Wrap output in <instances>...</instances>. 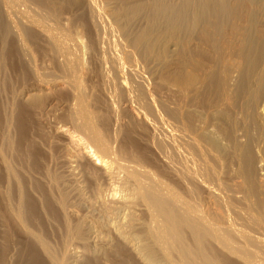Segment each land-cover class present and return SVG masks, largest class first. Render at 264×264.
Listing matches in <instances>:
<instances>
[{
	"label": "bare ground",
	"instance_id": "6f19581e",
	"mask_svg": "<svg viewBox=\"0 0 264 264\" xmlns=\"http://www.w3.org/2000/svg\"><path fill=\"white\" fill-rule=\"evenodd\" d=\"M32 1L38 3L39 0H32ZM103 1L104 0H102L101 2H103ZM109 1H110L109 4H111V5L113 4L112 6L116 5V7H114L115 9L110 5L113 9V17H112L113 21H114V23H116V27L118 28V30H120L124 33H130L132 26L129 29V31H128V28L130 27V25L134 21L137 22L138 18L141 17L139 19V20H141L142 18H144L143 17L144 14L147 16V21L149 23L146 25H149V26H147L146 28H143V29L141 28V30H139L137 33H134L136 35L134 38L131 37L132 41H130V46H132V47H138V48L144 47L146 45V42L148 41L149 37L151 36V33H153L152 28H153V26H155L154 22L156 23L161 18L166 23L167 28H165V29H166V32H168V33H172V32L177 33L179 28H180L179 31L180 30L182 31L183 28H184L183 30H186L185 29L186 25H187V27H186L187 30L190 26H191V28H192V26H195L196 30H197V34H196L197 36L195 35V39H196V43L194 45L195 49L202 51V50H207L210 47L216 46L215 49H219L220 47L224 46V47L232 50L235 53H241V55H242L241 57H234V58H241L244 60V62H247L249 60V57L252 53V50L254 49V51H255V47L258 45V43L263 42V40H264V28L260 27L263 23L261 24L260 21L262 19L261 20L259 19V15H260V12L262 10V1L263 0H179V5H178L179 7L176 6L177 4L175 5L173 3L174 1L172 2V4L166 3L165 1L163 2L162 0H152V1L151 0H145L146 2L144 0H141L142 2L141 1L138 2L137 0H133V1H131V0H109ZM168 1L169 0H167V2ZM83 2L87 8L92 9V7H93V1L92 0H83ZM130 3H132V4H130ZM263 3H264V1H263ZM104 4H106V3H104ZM11 6H12V4H11ZM85 6H84V9H85ZM1 8H2V6H1ZM105 9H106V7H105ZM105 9H103V11L100 12L102 14V16L106 15ZM23 10L25 11V9H23ZM23 10L21 9V11H23ZM28 10H29V8H28ZM87 11H85V13ZM18 12H20V11H18ZM88 13H90V12L88 11ZM106 13H107V11H106ZM26 14H27V12H26ZM9 15H10V13H9ZM9 15H7V16H9ZM12 15L14 16V14H12ZM83 15H84V13H83ZM83 15H82V17H80L81 16L80 15L79 16L80 18H78V20L82 19V21H83V18H86V20H87V17H85L86 15L85 16H83ZM88 17L92 21V19H93V18H91L92 16L91 17L88 16ZM261 18H262V16H261ZM11 19H13V17ZM134 19H136V20H134ZM14 20H16V19H14ZM263 20H264V18H263ZM28 21L30 22V23L29 22L28 23L31 26H27V27H23V28L20 27V28H22L21 32L19 30H18L19 32L16 31V28H18V26L16 24H14V25H16L17 27H14V30H13L12 25L10 26L11 27L10 28L8 23L7 24L6 23H0L1 24L0 25V37L2 39L8 38L10 30L11 31L13 30L12 31L13 33L16 31V33H19L20 36L22 35L23 39L21 37H19L20 40L22 39V40H24V42L28 41V42L33 43V44L34 43L39 44L40 37L45 36L44 37V38H46V39H44V42L46 40V43H45L46 46L45 47L48 48L49 52H52V55H54V54L56 55L57 53H59V54H62V56H64V54L69 51L68 47L72 44H70L68 47H66L65 46L66 44L62 45L60 43L61 42L60 40H62V38H59V37H60V35H62L61 37H63V34H60V35H59V33L56 34V31L54 29H52L50 26L43 25V22H41L37 18H34V17L32 18V16H30ZM87 21L91 22L89 20H87ZM144 21H146V20H144ZM7 22H9V20ZM79 22H81V21H79ZM23 23L21 26H23ZM141 23L138 22L137 24L142 25L143 23L142 24ZM150 23H151V26H150ZM259 24H261V25H259ZM26 25L27 24H25V26ZM161 25H163V24H161ZM158 26H160V25H158ZM182 26H183V28H182ZM162 27L163 26H161V28ZM124 28H126L127 31H124L123 30ZM160 29H156V31L160 30ZM163 29L164 28H162V30ZM194 29H192V30H194ZM132 31H134V29ZM135 31H136V29H135ZM188 33H186V34L188 35ZM14 34H13V36L16 37V35H14ZM16 39H18V38H16ZM63 41H65V40H62V43H64ZM86 41H87V43H85ZM86 41L84 43H85V47H86L85 50H87L86 55H88L87 56L88 62H86L87 65L85 62H83L84 63V65H83L80 62V60H82V59L79 57L78 58L80 60H77L78 59L77 57L72 56L71 58H73V60H75L74 58H76V61H73L69 58L70 56L67 57V59L69 58L67 60V59H65L66 58L65 56L61 57V55H60V57L63 58L62 62L66 61L65 64L64 63L61 64V65L64 64L63 66H64V70L66 72V73L64 72L66 78L65 77L62 78V80L65 79V82L64 81H62V82H63V84L65 83L68 86V89H69L68 93L70 92L73 95V96H70V97H73V99H72L73 103L70 102V105L73 104L72 109H70L69 112H67L65 110L67 112V113L65 112L66 114H64L62 112V114H63L62 117H64V119L68 120V122L71 123V126H73V128L74 127L76 128V130H77L76 133L78 132L79 134H81L84 137V138H81L82 136L79 135L80 137L74 138L75 136L73 137L72 135H70L66 131L67 134H69L70 136H68V137L66 136L67 141L66 142L64 141L66 143V144L65 143L64 144L67 145L68 147H70L69 150L70 149L72 150V148L76 147V145L78 148L79 144H84V145L86 144L85 146L81 147L80 149L78 148V151L75 152V155L72 154V155H74V159H73V157H71V158L74 160V162H76L78 164L80 169L83 171L84 177L86 176L85 178L88 179L87 181H90L89 183H92L91 184V186L93 188L92 194L94 196L93 202L96 203V205H94V206H95V208L97 206L96 211L97 210L98 211L95 212L96 216H94V218H92V215L90 214L91 218H90V220L89 219H87V220H89V222H91V219H94V220H92L94 225L92 226V224L90 225V224L86 223L87 220H85V221L84 220H78V219H76L75 216H74L75 217V221H74V219L72 217L67 215L66 212L68 211V209L66 211H65V209L67 208V205H69L68 199L70 197L69 195L72 192L68 190V187H67L68 185L66 184L67 185L66 186L64 184L66 181L63 183L61 174H56V173H54V171L52 173V172L47 171V169H46V172L43 170L44 176H45V177L43 176L44 177L43 179H45V178L47 179V180L45 179L47 182L44 180L45 181L44 183L48 184L47 186L49 187V190L51 193H49L50 194L49 195L48 193H46L44 191L47 194V196H45L46 194L43 192L44 198L43 197H41V198L43 200L44 205H46V207L48 208V210H46V211H49V212H47V214H50L51 221H54V218L56 220H58L57 219L58 217L57 218L54 217V216H56V213H60L59 216L61 215L60 216L61 220H58V222L59 221L61 222V228H62V230H61L62 236H59V240L61 237L62 238H61V241L58 240L60 242V245L57 242V244L55 246L49 240V238H48L49 236L45 232L42 233L41 230L39 231L37 229L38 226L41 227L45 223L44 221H43L44 222L43 223L40 220L43 218V217L42 218H40V217L43 215L44 211H43L42 215H38V211H36V209H38V208H36V207H38V205L37 204L35 205L34 204L35 202L34 203L31 202L32 201V200H30L31 197H29L30 196L29 193L33 189L29 188V189H31V191L30 192L27 191L29 193H26V190L24 187V185H27L30 182L29 183L26 182V184H25V182L22 181L23 180V179H21L22 177L19 176V174H20L18 172L19 170H17L19 168H16V166H15L18 163L14 164V159H12L11 155L8 156L5 153L6 152L5 149H12L13 147H15L13 142L9 139L10 138V136H9L8 139L4 140V147L0 148V165H2V168H3V169L1 168L0 171L4 170L3 172H5V173H3V174L6 175V178L7 177L11 178V182L13 183L12 184L13 187H15V186L17 187V190L15 188L16 194L14 192L15 196L17 197V199H16L17 201H15L16 203L14 204V206L10 207L9 205H11V204H9V203H11V202L8 203V201L10 200V198L12 196L11 195V193H12L11 189L7 190L3 193L1 192L2 189L0 190V199L4 198L3 199L4 203L6 202V205H7L6 208L3 207V208H5V210L2 208L3 211H1V208H0V222L3 224V226H2L3 228L1 227L2 229H0V264H6L5 261H6V259H8L6 254H8L7 251L9 249V247H11V245L13 246V244L15 245L16 243H20V242H22V243L19 244V249H18L19 254H17V256L14 254L15 255L14 257H18V258L20 257L21 259H23L25 261V264H72L73 262H74L73 264H103V262H104L103 260H105V258L110 261V263L108 262L109 264H264V228L262 227L264 225V206L262 207V211L260 212L259 215L252 213L251 209H250L251 207L247 204L246 196H244L243 194H242V196H237L235 193H233V191L238 193L239 191L237 189H241L242 187H245V188L248 187L254 193H256V191L258 189V190H261L262 193L264 194V180L261 179L260 184L257 185L253 179L254 168H253L252 154H250V152L248 150L245 152L244 158H243L244 163L240 162L239 159H237L238 166L234 172V175H235V177L238 176V178H240V180L238 179L239 180L238 181L237 179H233L234 181L230 182V183L227 181L225 182L223 179H220V177H218L216 175V173H214L215 170L213 171L214 168H212L214 166L211 167V164L209 165L208 161L206 159V156L210 155L209 154L210 152L206 155L204 153L205 149L204 150L202 149L203 150L202 151L200 149L201 145H199V143L196 141V139H194L191 136L188 137V140L186 141V143L195 151V153L199 154L198 157L199 158L201 157V161H198V163H196V162L190 160L189 162H191V163L189 164V162L186 160H184V161L179 160L180 162L178 163V165H175L174 163H172L171 158L174 156H172L171 158H170V156H168V154H170V151H168L169 153L167 152L166 153L167 155H165L166 151L165 152L163 151L164 150L163 147L165 148L166 146H168L169 148H165V150L166 149L170 150V148H171V150H173L175 152L178 150L179 146L174 144L173 139H170L172 137L174 138V135H172L173 133H170V136H164V137H166L165 139H163L164 137L163 138L162 137L161 138H155L156 134H158V133L156 131L155 132L156 134L154 136V131H155L154 128L156 129L158 127H154L155 125L152 124V122H150V120L146 117V111L151 112V110H153V99L149 95V92L147 90H145L143 87H141L140 84H142V82H139V81L137 82V83H140V84H137L138 89L140 91V95L144 98V103L142 105L138 106V108H140V110L138 108H136L137 107V106H135L136 104L132 105L131 101H134V99H132V97L129 96V94H128L129 88L127 86L126 87L128 89L126 87L122 86L117 91V94H119V93L122 94V99H123V96L127 95L126 98L124 97L125 101L123 100V104L125 103V109H123L124 114H121L122 116L124 115L125 118L127 119L126 122H125V120H123L124 122H122V123L120 121H118V118L121 115L116 113L115 110L114 111L112 110V108H111L112 102H110L108 100L110 98H106L110 103V104L107 103L108 102L107 101L106 105H105V100H104L105 97L99 99V96H97L98 94L96 93V91L98 90L97 83L100 86L103 83V81L105 83V81L107 82L108 80H110V79L106 78V76L103 72H101V71H103L102 68L104 66V62H107V60L105 61V59H108V58L104 59V57L102 56V54L104 53L103 52L101 54L102 45L96 36H93L91 33H89L87 35ZM23 43H21V44H23ZM24 44H26V43H24ZM67 44H69V42H67ZM17 46H19V45L17 44ZM22 47H23V45H22ZM33 47H35V46H33ZM85 47L83 46V48H85ZM13 48H14V46H13ZM18 49H20V48H18ZM24 49L25 48H23V51H24ZM74 49H76V48H74ZM79 49H81V48H79ZM16 51H18V50H16ZM73 52L74 51L70 52L69 55L70 54H72V55L76 54ZM82 52H83L82 54L85 55V53H84L85 51L83 50ZM13 53H14V51H13ZM47 53H48V51H47ZM11 54H12V52H11ZM40 54H41V52H40ZM43 54H42V57H43ZM59 54H57V55H59ZM50 55H51V53H50ZM66 55L68 56V54H66ZM78 55H80V54H78ZM12 57H13V55H12ZM24 57H25V55H24ZM45 57H47V56H45ZM57 57H59V56H57ZM85 57L86 56H84V58ZM2 58H4V56ZM53 58L54 57H52V59H50V60L51 61L54 60ZM114 58H116V57H113L112 59H114ZM22 59H24V58H22ZM118 59H119V57H118ZM11 60L13 61L14 59H11ZM45 60H47V59H45ZM48 60H49V58H48ZM55 61H54V64H56ZM3 62H6V61H3ZM117 62L115 59L112 60V64L114 66V67L113 66L112 67L115 69L114 71H117V73L118 72L120 73V71L123 72L124 68H122V70H121L120 64ZM42 64H43V62H42ZM105 66H107V64H105ZM5 67H7V66H5ZM14 67H16V66H14ZM1 68H2V66H1ZM28 69H30V68H28ZM14 70H17V69H14ZM105 70H107V67ZM53 71H54V69H53ZM105 72H107V71H105ZM46 74H50V72H48ZM46 74H44V77ZM59 74H62V73H59ZM187 77H188L187 84L193 85L195 80H196L195 77L192 76V74H190V73H188ZM37 78L39 80V77H37ZM92 78H96L98 80L96 82H93L92 85L88 83L89 87L91 86L90 91H89V89L85 88L86 82L90 81ZM99 79L102 80L101 81L102 83L99 81ZM106 79H108V80H106ZM92 80H91V82H92ZM256 80H257V82L264 81V65L262 66L261 75ZM56 81H58V79H56ZM60 81H58V82L60 83ZM98 81L101 84H99ZM43 82H41V83H43ZM46 82H48V81H46ZM109 82H111V81H109ZM66 85L64 86V88L66 87V89H65L66 92L63 91L64 93H67V86ZM53 86L54 85H52V88H53ZM55 86H56V84H55ZM47 87H49V85H46L45 89ZM100 87H99V89L101 90ZM103 87H104V85H103ZM108 87H110V86H108ZM37 88H39V87H37ZM43 88H44V86H43ZM57 89H59V88H57ZM48 90H50V89L48 88ZM54 90L56 91V89H54ZM45 91L42 93H46ZM70 93L68 94V96L70 95ZM34 94L39 95L40 93H34ZM123 94H125V95H123ZM58 95L60 96V94H58ZM31 96L32 97L29 98L31 106H33V107H38V105L41 106L42 97L39 98L40 95L36 97V95L33 96L32 94H31ZM52 96H53V94L50 96V98ZM59 96H57V97H59ZM102 96H100V97H102ZM25 98H26V96H25ZM62 98H63V96H62ZM101 99H103L104 102L100 101ZM72 100H70V101H72ZM27 101H29V100H27ZM66 102H68V101H66ZM50 104L52 105V102ZM70 105H68V107ZM52 106H49L47 103L46 108L52 107ZM54 106H56V105H54ZM66 106H67V104H66ZM60 107L62 108V106H60ZM60 107H59V109H61ZM105 107H107V109H105ZM43 108H45V107H43ZM48 110H49V108H48ZM117 111H119V110L117 109ZM40 112L41 111H39L38 113H40ZM44 112H45V110H44ZM58 112H60V111L58 110ZM120 112L121 111H119V113ZM171 112H172L173 116H175V117H180L183 115L184 118L187 119L188 128H195L198 131L197 134L200 137V139H202L205 142V144L211 148V150L216 151L217 155L216 154L214 155V153H215L214 152L212 155V158H211V159H213V161L215 163H217L216 165L220 164V160L222 159V157H226L228 155H232V157H235V155H234L235 154V148L234 147H232L231 145H228L227 143L223 144V142H221V140L223 138L221 139V137L219 136L221 139L220 140L217 136H215L211 133L212 131L211 132H208V130L206 131L207 128L204 130V129H201L199 127V122L202 120V116L200 114L196 113V111H171ZM23 113H26V111H23ZM43 113L41 115H43ZM212 113H210V114L212 115ZM214 114H215V116H213ZM214 114L212 115V117H214L213 120L216 121L215 124L217 125V129L219 130L217 132H220V134L222 133L223 135H225V131L227 130V126L231 125L229 123V119L227 117L226 112L221 109L220 111L216 110V113H214ZM118 115H120V116L118 117ZM123 117H121V118L123 119ZM258 117L260 119H263V117H264V109L263 108H261L258 111ZM58 122H59V120H58ZM164 128H166V127H164ZM66 130H68V129L66 128ZM73 130L75 131V129H73ZM70 131H71V129H70ZM53 132H54V130H53ZM213 132H215V131L213 130ZM55 133H56V135L57 134L64 135L65 130L63 128H56ZM77 134H76V136H77ZM20 135H22V134H20ZM163 135H164V133H163ZM216 135H218V134L216 133ZM159 136H161V134ZM159 136H156V137H159ZM187 136H186V138H187ZM24 137H25V139H27L26 136L23 135L21 141L22 140L26 141L25 139H23ZM80 140L81 141L83 140V143ZM84 140H85V142H84ZM29 141H31V140H28L27 142L29 143ZM39 142H40V140H39ZM50 143H51V141H50ZM42 144H45V143H42ZM48 144H46V145H48ZM43 146H45V145H43ZM62 146H64V145H62ZM154 147L160 149V151L163 149L162 151H163L164 155H160V154H162V151L161 152L155 151L156 148L154 149ZM46 149H48V148H46ZM34 150L33 151L28 150L27 151V153L29 154L27 156H29V158L34 155L33 152L37 153V151H34ZM37 150H38V148H37ZM208 150H209V148H208ZM73 151H75L74 148H73ZM14 152H15V150H14ZM12 153H13V151H12ZM63 153L66 154L65 152H63ZM63 153H61V154H63ZM148 153L149 154L154 153L155 155H148ZM177 153H178V151H177ZM70 154H71V152H70ZM91 155L93 157H95L94 161H91V159H92ZM180 155H178V157ZM17 156H18V154H17ZM70 156L71 155H69V157ZM67 158H65V159H67ZM196 160H198V159H196ZM16 161L18 162V160H16ZM141 161H144L143 162L144 164L155 168V170L157 171V174L150 172L149 170H147L146 167L142 166V164L137 163V162H141ZM176 161L177 160H175V162ZM74 162L70 161V164L71 163L74 164ZM20 163L21 162H19V164ZM30 163H31V161H30ZM38 163H39V161H38ZM53 163L55 164V162H53ZM70 164H69V166H70ZM57 165L58 164H56V166ZM67 166H68V163H67ZM239 166L241 167L240 169H239ZM58 169H60V167H58ZM73 169H75L74 166H73ZM260 169H261V167H260ZM40 170H42V169H40ZM69 170H67V171H69ZM50 171H51V169H50ZM75 171H76V169H75ZM59 172L61 173V170ZM69 174H70V172H69ZM119 174H120V177H122V178H123V176L126 177V178H124V179H127L126 182L129 180L132 182V186L127 185V186H129V188L131 187L130 189H132V191L130 189H128V187L126 188V185L123 184L125 181H123V183L119 182L122 180L119 177ZM116 175H118V176H116ZM202 175H206L207 178H211L212 180L214 179L213 181H215V182L213 183V186H211L212 183L208 182L209 179L206 180ZM115 176L118 177L119 180L117 178L115 179ZM65 177H67V176H65ZM161 177H162V179H163V177H167V179H169V182H166L167 180L166 181L161 180ZM23 178H24V176H23ZM27 178H30V177H27ZM112 178L117 180L119 182V185L123 184V187L125 185L124 189L126 188L127 190L131 191V193H129L131 196L130 197L126 196L124 198L122 197L121 199L119 198V200H117V199L114 200L115 196L112 198V194H111V197L109 196V198L102 196L101 192H103V191H100L101 190L100 189L101 183H103V182L107 183V181L110 183V182L114 181V179L111 180ZM76 179H78V178L76 177ZM34 180H36V179H32L33 182H34ZM42 180L40 182H43ZM99 180L103 181L100 183V185L98 184ZM2 181H4V179H2ZM36 181H38V180H36ZM36 181H35V183H36ZM69 181L72 182V180H69ZM85 181H83V182H85ZM87 181H86V183H87ZM130 181H129V183H130ZM0 182H1V180H0ZM9 182H10V179H9ZM248 183H249L250 187L248 186ZM79 184H80V182H79ZM103 186H104V184H103ZM10 187H11V185H10ZM36 187L37 188L34 190H38L39 185H36ZM41 187L42 186H40V188ZM48 187H45V188L47 189ZM0 188H2V187H0ZM45 188H43L42 191ZM71 188H72V186H71ZM106 188H107V186H106ZM225 189L232 191V194L231 195L230 194L229 195L224 194V196H223L222 192ZM12 190H14V188ZM76 190H75V192H77V191L79 192V190H81V189H79L77 191ZM111 190H113V189H111ZM10 191H11V193H10ZM42 191L41 192L38 191V192L43 194ZM81 191H80V194H82ZM118 191H119V189H118ZM122 191H124V190H122ZM38 192L36 191V193H38ZM104 193H106V191ZM127 194H128V192H127ZM51 195H53V198L51 197ZM118 197H119V194H118ZM2 199H1V201H2ZM50 199L54 200L53 202H55L54 203L55 205L52 204V208H53V206L54 207L57 206V208L60 210V212H58L59 210L58 211L52 210V208L50 206V203H52V202L49 201ZM72 200H74V199H72ZM261 200H264V198ZM261 200H260V204H262V202H263ZM86 201H87V199H86ZM237 203L238 204L240 203L242 205L241 206L238 205L239 207H237L235 205ZM2 204H3V201L1 202L0 205H2ZM70 206H72V205H70ZM88 206L90 207L91 205H88ZM138 206L141 207L140 211H142V213H143V216H142L143 219L140 217L141 216L140 211H138V212H140V214H138L140 219L134 213L135 211H133L134 208L138 207ZM0 207H2V206H0ZM55 208H54V210H55ZM119 208H123L125 210L128 209L129 212L127 210L128 214L126 215V218H125V214L122 213L124 215L125 219L122 220V222L120 221L121 223L119 222V224H116L117 223L116 222L115 224L113 223L114 224L113 225L112 222L109 223V221L112 219V218L110 219L111 216L110 217L106 216V213L108 212V214H109L110 209L111 210L113 209V212H114V209H119ZM42 210H44V209H42ZM71 210H72V208H71ZM72 212H73V210H72ZM70 214H73V213H70ZM37 215H38V217H37ZM87 215H89V214L87 213ZM111 215H112V213H111ZM114 215H112V216H114ZM123 215H121V216H123ZM71 216H73V215H71ZM121 216H119V217L121 218ZM50 217L48 216V219ZM52 217H54V218H52ZM78 217H79V215H78ZM107 217H109V218H107ZM102 219L104 222L102 221ZM237 220H238V222H237ZM9 221H11L12 224L14 223L13 224L14 227L12 225L10 226L11 223ZM49 222H50V220H49ZM33 225H36V227H33ZM135 225H137V226L135 227ZM243 227H245L247 229H245ZM47 228H48V226H47ZM53 230H54V228H53ZM47 231H48V229H47ZM52 231H50V233ZM55 231H56V229H55ZM17 232H20V235L24 236V239H21V237H18ZM47 233H49V232H47ZM54 235H55V233H54ZM73 240H76V242H74ZM72 242L75 243L76 246L78 244L81 245V248H79L77 246V248H79V250L81 249V251H79L77 249L79 251V253L75 249H74L75 251H72L71 249H69V245L73 244ZM73 248H74V246H73ZM15 249H17V248H15ZM18 258H13L12 262L14 260L16 261V259L18 261ZM14 263L15 262H13V264ZM22 264H23V262H22Z\"/></svg>",
	"mask_w": 264,
	"mask_h": 264
},
{
	"label": "rangeland",
	"instance_id": "374dc122",
	"mask_svg": "<svg viewBox=\"0 0 264 264\" xmlns=\"http://www.w3.org/2000/svg\"><path fill=\"white\" fill-rule=\"evenodd\" d=\"M92 1H93V7H92V9H89L84 5L83 0H39L38 3L33 2L32 0H13V1L12 0H0V21L3 19L0 23H6V24L8 23L9 27L12 25L13 30H14V27L18 26V28H16V31L21 32V29L23 27L31 26L29 24L30 22L28 21L30 16H32V18L33 17L37 18L38 20L43 22V25L50 26L52 29H54L56 31V34L57 33H59V35L63 34V37H61L62 35H60L59 38H62V40H65V41H63L64 43H62V40L59 39L61 41L60 43L62 45L66 44L65 45L66 47H68L70 44H72L68 47L70 52L74 51L73 53L80 54V55H78V54L77 55L76 54H74V55L70 54L69 55L70 52L68 51L65 54L63 53L64 56L66 57L65 59H67V57H69V56H70L69 58L71 60H73V58H71L72 56L77 57V58L79 57L82 60H80L79 58L77 60H80V62L83 65H84L83 62H85V63L88 62V60H87L88 55H86L87 50H85L86 49L85 43H87V41H86L87 35L89 33H91L93 36H96L102 45L101 54L104 52L102 54V56L104 57V59L108 58V59H105V61L107 60V62H104V66L102 68L103 71H101V72H103L105 74L106 78H108L110 80L106 79L108 81L107 82L105 81V83L103 81V83H102L101 82L102 80L99 79V81L102 84L98 81L99 84H101L100 85L101 87L97 83L99 91L98 90H97L98 92L96 91V93L98 94L97 96H99V99L105 97V99H104L105 105L107 103H109V101H110V102H112V106L111 105L110 106H111L113 111L115 110L116 113H118L120 115L124 114L123 109H125V103L123 104V100L126 98L127 95L123 96V99H122V94H120L119 92L118 93L120 95L117 94V91L120 87H122V86L126 87L127 86L129 88V91H128L129 96L132 97V99H134V101H135V102L131 101L132 105L136 104L135 106H137L136 108H138V106H140L144 103V98L140 95V91H139L138 85H137V84H140V83H137L138 81L142 82V84H140L141 87H143L145 90H147L149 92V95L153 99V110H151V112L146 111V117L150 120V122H152V124L155 125V126L153 125L154 127H158L156 129L153 127L155 130L154 136L156 134L155 133L156 131L158 133V134H156V136H159L160 134H161V136H159V137L155 136V138H161V137L163 138L164 136H170V133H173L172 135H174V138L172 137L170 139H173L174 144L179 146L178 150L176 149L179 154L177 153V151H175L176 152L175 153L173 150H171V148H170V150L169 149L165 150V148H169L168 146H166L165 148L163 147L164 150L162 149L164 152L166 151L165 155H167L166 153L168 151H170V154L171 153L173 154V155L168 154V156H170V158L172 156H174L171 158L172 163H174L175 165H178V163L180 161H184V160H186L188 162L190 160H192L196 163H198V161H201V157L200 158L198 157L199 154L195 153V151L186 143V141L188 140V137L191 136L194 139H196V141L199 143V145H201L200 146L201 150L205 149L204 153L206 155L210 152L209 153L210 155L206 156V159L208 161V164L209 165L211 164V167L214 166V167H212V168H214L213 171L215 170L214 173H216V175L218 177H220V179H223L225 182L227 181L230 183V182L234 181L233 179H237V180L239 179L240 180V178H238V176H236L237 177L236 178L234 175V172L238 166L237 159H239L240 162L244 163V160H243L244 154L248 150L250 152V154H252V157H253L252 158L253 168H254L253 179H254V182L257 185H259L261 179L264 180V117H263V119H260L258 117V111L261 108L264 109V81L257 82L256 79L261 75L262 66L264 65V40H263V42L258 43V45L255 47V51H254V49L252 50V53L249 57V60L247 62H244V60L241 58H234V57H241L242 56L241 53H235L232 50H230L224 46L220 47L219 49H215L216 46L210 47L209 49L202 50V51L195 49L194 48V45L196 43L195 35L197 34V30H196L195 26H192V28L190 26L188 28V30L186 28L187 25L185 26L186 30H183L184 28L182 26V28H183L182 31L181 30L179 31V29H180L179 28L177 33L176 32L168 33V32H166V29H165V28H167L166 23L161 18L156 23L154 22L155 26H153V28H152L153 33H151V36L149 37L148 41L146 42V45L144 47H140V48L132 47V46H130V41H132L131 37L132 38L135 37L136 34H134V33H137L139 30H141V28L143 29V28H146L147 26H149V25H146L149 23L147 21V16L144 14L143 17L145 19L142 18L141 20H139L141 17L140 18L137 17L138 18V19L136 18L138 20L137 22L134 21V20H136V19H134L133 20L134 22L128 28V31H129V29L132 26L130 33H124L122 31L118 30V28L116 27V23H114L113 18H112L113 17L112 7L114 8V7H116V5L112 6L113 4L112 5L109 4V2H110L109 0L103 1L106 4L101 2L102 0H92ZM131 1H133V0H131ZM137 1L140 2L141 0H137ZM162 1L163 2L165 1L166 3H169V4H172V2L174 1L173 3L175 5L177 4L176 6L179 5V0H169L168 2H167V0H162ZM263 1H262V10H261L260 15H259V19L260 20L262 19L260 21V23L261 24L263 23L262 25L261 24H259V25H261L260 27H262V28H264V20H263V18H264V3H263ZM11 4H12V6H11ZM130 4H132V3H130ZM1 6H2V8H1ZM84 6H85V9H84ZM104 6L106 7V9ZM28 8H29V10H28ZM102 8L105 9V14H106L105 16H102V14L100 13L103 11ZM21 9L22 10L25 9V11L24 10L21 11ZM87 10L90 13H88ZM18 11H20V12H18ZM85 11H87V12L85 13ZM106 11H107V13H106ZM8 12L10 13V15ZM26 12H27V14H26ZM11 13L14 14V16ZM83 13H84V15H83ZM7 15H9V16H7ZM82 15L83 16L86 15L85 17H87V20H89V21H91V19L88 16H90V17L92 16L91 18H93V19L91 22H88L86 20V18H83V21H82V19L78 20V18L82 17ZM261 16H262V18H261ZM12 17H13V19H11ZM14 19H16V20H14ZM8 20H9V22H7ZM144 20H146V21H144ZM79 21H81V22H79ZM138 22L141 23L142 25L137 24ZM22 23H23V26H21ZM14 24H16L17 26ZM25 24H27V25L25 26ZM161 24H163V25H161ZM158 25H160V26H158ZM150 26H151V23H150ZM161 26H163L162 28H164L165 30L164 29L162 30ZM20 27H22V28H20ZM133 29H134V31H132ZM135 29H136V31H135ZM156 29H160V30L156 31ZM192 29H194V30H192ZM123 30L127 31L126 28H124ZM12 31L10 30L11 34L9 33L8 38L2 39L0 37V39L2 40V41L0 40V52H1L0 53V59H1L0 60V148L4 147V140L8 139V137L10 136L9 139L13 142L15 147H13L14 149L13 148L12 149H5L6 150L5 153L8 156L11 155L12 159H14V164L18 163L15 166H16V168H19L17 170H19L18 171L20 173L19 176L22 177L21 178V179H23L22 181L25 182V184H26V182L27 183L30 182L29 184L24 185V187H25L26 193H29L31 191V189H33L29 193L30 194L29 197L32 198V199L30 198V200H32L31 202H33V203L35 202L34 204L38 205V207H36L39 209V210L36 209V211H38V215H42V213L44 211L43 215L40 217V218L43 217L42 218L43 220L42 219H40V220L42 222L44 221L45 223L44 222L43 223L45 225L43 224V226H41V227L38 226L37 229L39 231L41 230L42 233L45 232L49 236L48 237L49 240L56 246L57 242L60 245L59 241H61V238H62L61 237L59 240V236H62L61 222L60 221H59L60 223L58 222V220H61V217H60L61 215L59 216L60 213L55 212L56 216H54V217H56V218L58 217L57 218L58 220H56L54 217H52V218H54V221H51L50 214H47V212H49V211H46V210H48V208L46 207V205H44L41 197L44 198L45 192L48 194L51 192L49 190V187L47 186L48 184L44 183L47 180L46 178H45L46 180L43 179L45 177L44 171L46 172V169H47V171H49V172L53 173V171H54V173H56V174H61L63 183L66 181L64 184L65 185L67 184L68 186L67 185L66 186L68 187V190L72 192V193L70 192L71 194L69 195L70 197L68 199L69 205H67V208L65 209V211L68 209V211L66 212L68 216L72 217L74 219V221H75V217L78 220H84V221L87 219L90 220L91 215H92V218H94V216H96L95 212H97L98 210L96 211L97 206L95 208L94 205H96V203L93 202L94 196L92 194L93 193V191H92L93 188L91 186L92 183H89L90 181H87L88 179L85 178L86 176L84 177L83 171L80 169L78 164L76 162H74V160H73L75 152L78 151V148L80 149L81 147L85 146L86 144L85 145L79 144L78 148L76 145V147H73L75 151H73V148H72V150L71 149L69 150L70 147L65 145L66 144L65 142L67 141L66 136L68 137V136L72 135L73 137L75 136L74 138H78L82 135L79 134L78 132H77L78 133L77 134L76 128L75 127L73 128V126H71V123H69L68 120H66V119H64V117H62V115H63L62 112L64 114H66L67 112L70 111V109H72V105H73L72 104L73 103V100H72L73 97H70L73 95H72V93L69 92L70 95L68 96V94H69L68 93V91H69L68 86L65 83L63 84V82H62V81L65 82V79L62 80V78L65 77V73H66L64 70V66H63L66 61L62 62L63 58H61L64 56H62V54H59V53H57L59 55H57V54L52 55V52H49L48 48L45 47L46 46V44H45L46 40L44 42V39H46V38H44L45 36L40 37L39 44H36V43L33 44V43L28 42V41L24 42V40H22L23 39L22 35L20 36L19 33H16V31L14 32L15 33L14 34ZM185 32L186 33L189 32L188 35ZM12 33L14 35H16V37H14ZM19 37L22 38L21 39L22 41L20 40ZM16 38H18V39H16ZM23 42L26 44H24ZM67 42H69V44H67ZM21 43H23V44H21ZM17 44L20 47L17 46ZM22 45H23V47H22ZM13 46H14V48H13ZM33 46H35V47H33ZM83 46L85 48H83ZM18 48H20V49H18ZM23 48H25L24 51H23ZM74 48H76V49H74ZM79 48H81L82 50ZM2 50L3 51L5 50V51L3 52ZM16 50H18V51H16ZM83 50L85 51L84 52L85 55L82 54ZM13 51H14V53H13ZM47 51L49 54L47 53ZM11 52H12V54H11ZM40 52H41V54H40ZM50 53H51V55H50ZM23 54L25 55V57ZM42 54H43V57H42ZM66 54H68V56ZM12 55H13V57H12ZM15 55L16 56L18 55V56L16 57ZM60 55H61V57H60ZM3 56H4V58H2ZM45 56H47V57H45ZM57 56H59V57H57ZM84 56H86V57L84 58ZM52 57H54L53 58L54 60L51 61L50 59H52ZM113 57H116V58H114L116 60V62L118 60L120 61V62L118 61L117 63L120 64L121 70H122V68H124L123 72L120 71V73L119 72L117 73V71H114L115 69L113 68L114 66L112 64V60H114V59H112ZM118 57H119V59H118ZM22 58H24V59H22ZM48 58H49V60H48ZM11 59H14L13 60L14 62ZM45 59H47L48 61ZM74 59L75 60H73V61H76V58H74ZM3 61H6V62H3ZM54 61L56 64H54ZM42 62H43V64H42ZM62 63H64V64L61 65ZM105 64H107V66H105ZM4 65L7 67H5ZM13 65L16 67H14ZM86 65H87V63H86ZM1 66H2V68H1ZM106 67H107V70H105ZM28 68H30V69H28ZM14 69H17V70H14ZM53 69H54V71H53ZM105 71H107V72H105ZM48 72H50V74H46ZM59 73H62L63 75L59 74ZM188 73L192 74V76H194L196 79L193 85L187 84ZM44 74H46L45 77H44ZM37 77H39V80ZM56 79H58V81L61 80L60 83L58 81H56ZM92 79H91L92 82L90 79H89L90 81L87 80L88 82H86L85 88L89 89V91L91 88V86L89 87V84L92 85L93 82H96L98 80L96 78H92ZM45 80L48 82H46ZM109 81H111V82H109ZM41 82H43V83H41ZM54 83L56 84V86ZM106 84L107 85L109 84L108 86H110V87H108ZM46 85H49V87H47L45 89ZM52 85H54L56 87L55 88L53 86V88L56 89V91L52 88ZM65 85L67 86V93L68 94L64 93V92H66V90H65L66 87L64 88ZM103 85H104V87H103ZM43 86H44V88H43ZM37 87H39V88H37ZM99 87L101 88V90L99 89ZM48 88L50 90H48ZM57 88H59V89H57ZM44 91L46 93H42ZM34 93H40L39 94L40 96L37 94H34ZM31 94L33 96L36 95V97L39 96V98L42 97L41 106H39V105H38V107L31 106L30 99H29L30 97H32ZM52 94H53V96L50 98V96ZM58 94H60V96ZM123 95H125V94H123ZM25 96H26V98H25ZM57 96H59L60 98ZM62 96H63V98H62ZM100 96H102V97H100ZM106 98H110V99H108L109 101ZM26 99L29 101H27ZM70 100H72V101H70ZM50 101L52 102V105L54 104L57 107L54 105L52 106L50 104L51 103ZM66 101H68L69 103ZM100 101L104 102L103 99H101ZM70 102H72L71 103L72 105H70ZM47 103L49 106H52V107L46 108ZM66 104H67V106H66ZM68 105H70V106L68 107ZM58 106L59 107L62 106V108L60 107L61 109H59ZM43 107H45V108H43ZM48 108L50 111L48 110ZM105 109H107V107H105ZM117 109L121 112L119 113V111H117ZM138 109L140 110V108H138ZM221 109L226 112L227 117L229 119V123L231 124L230 126H227V130L225 131V135H223L222 133H221L222 134L221 135L220 132H217L219 130L217 129V125L215 124L216 121L213 120L214 117H212V115L214 113H216V110L220 111ZM44 110L46 113L44 112ZM58 110L60 112H58ZM23 111H26V113H23ZM37 111L38 112L41 111V112L38 113ZM171 111H196V113H198L202 116V120H203V121L201 120L202 122L201 121L199 122V127L201 129H204V130L207 128L206 131L207 130H208V132L212 131L211 133L213 135L217 136L219 139H220V137H221V139L223 138L222 139L223 141L220 139L221 142H223V144L227 143L228 145H231L232 147H234L235 148V154H234L235 157H232V155L222 157V159L220 160V164L216 165L217 163H215L213 161V159H211L214 152H215L214 155L215 154L217 155L216 151L211 150V148L208 147V145H206L202 139H200V137L197 134L198 131L195 128H188L187 119L184 118L183 115L180 117H175V116H173ZM42 113H43V115H41ZM210 113H212V115ZM120 115H118V117ZM123 116L121 115L119 117L120 119L117 117L118 121H120L121 123L124 122L123 120H125V122L127 120L125 118V116L124 117ZM213 116H215V114ZM121 117H123V119ZM58 120L60 123L58 122ZM164 127H166V128H164ZM56 128H63L65 130L66 135L65 134L64 135H62V134L56 135V133H55ZM66 128L68 130H66ZM72 128L75 129V131ZM70 129H71V131H70ZM53 130H54V132H53ZM213 130L215 132H213ZM66 131L70 135L67 134ZM163 133H164V135H163ZM216 133L218 135H216ZM20 134H22V135H20ZM76 134H77V136H76ZM23 135L26 136L27 139H25V137L23 138L26 141H24V140L21 141ZM186 136H187V138H186ZM81 138H84V137L82 136ZM165 138L166 137H164L163 139H165ZM28 140H31V141H29V143H28L27 142ZM39 140H40V142H39ZM50 141H51V143H50ZM81 142L83 143V140ZM84 142H85V140H84ZM42 143H45V144H42ZM46 144H48V145H46ZM43 145H45V146H43ZM62 145H64V146H62ZM37 148L39 151L37 150ZM46 148H48V149H46ZM155 148L156 147H154V149ZM208 148L210 151L208 150ZM157 149L158 148H156L155 151L159 152L160 149H158V150ZM14 150H15V152H14ZM28 150L29 151L34 150V151H37V153L33 152L35 156L30 155L31 156L30 157L31 159H30L29 156H27V155H29L27 153ZM12 151L15 155L12 153ZM163 151H162V154H160V155H164ZM60 152L61 153L65 152L66 154H64V153L61 154ZM70 152H71V154H70ZM17 154H18V156H17ZM72 154H74V155H72ZM69 155H71V156L69 157ZM148 155H155V154L154 153H151V154L148 153ZM178 155H180V156L178 157ZM71 157H73V159ZM65 158H67V159H65ZM91 158H90L91 161H94L95 157H93L91 155ZM196 159H198V160H196ZM16 160H18V162ZM175 160H177L178 162L177 161L175 162ZM30 161H31V163H30ZM38 161H39V163H38ZM70 161L74 162L75 165L73 163H71L72 164L71 165ZM19 162H21V163L19 164ZM53 162H55V164ZM66 162L68 163V166H67ZM143 162L144 161L137 162V163L142 164V166L146 167L147 170H149L150 172L157 174V171L155 170V168H153L149 165H146ZM190 163L191 162H189V164ZM56 164H58V165L56 166ZM69 164H70V166H69ZM0 166H1L0 167V170H1L2 165H0ZM73 166L76 169V171H75V169H73ZM58 167H60V169H58ZM69 167L70 168L72 167L71 168L72 170ZM260 167H261V169H260ZM240 168L241 167L239 166V169ZM40 169H42V170H40ZM50 169H51V171H50ZM60 170H61V173L59 172ZM67 170H69V171H67ZM3 171L4 170L0 171L1 172L0 176L2 175L0 177V180H1L0 187H2V188H0V190L2 189L1 192L3 193L5 191L11 189L12 193L14 194V192H15V194H16L17 187L16 186L13 187V185H12L13 183L11 182V178L7 177L8 178L7 179L6 175L3 174V173H5ZM69 172H70V174H69ZM23 176H24V178H23ZM65 176H67V177H65ZM73 176L74 177L76 176L78 179H76V177L74 178ZM116 176H118V175H116ZM116 176H115V179L116 178L118 179V177H116ZM202 176L206 180L209 179L208 182L212 183L211 186H213V183L215 182V181H213L214 179L212 180L211 178H207L206 175H202ZM27 177H30V178H27ZM119 177H120V174H119ZM1 178L4 179L5 182L2 181ZM120 178L122 179V180L120 179L122 182L121 181H119V182L123 183V181H125L123 184L126 185V188L128 187V189H130L131 187L129 188V186H127V185L132 186V182L130 180H129L130 183H129V181L126 182L127 179H124V178H126L125 176H123V178L122 177H120ZM9 179H10L11 183L9 182ZM32 179H36L38 181L34 180V182H33ZM68 179L72 180V182L69 181ZM84 179L87 181V183ZM113 179L114 178H112L111 180H113ZM115 179H114L115 182L112 181L110 183L108 181L106 183V182L99 180V183H98L99 185L101 182H103V183H101V186H100V189H101L100 191H103V192H101V195L109 198V196L111 197V194H112V198L115 196L114 200H116V199L119 200V198L121 199L122 197L124 198L126 196L130 197L131 195L129 193H131L132 189H130L131 191L127 190L126 188L124 189L125 185H124V187H123V184L119 185V182ZM41 180L43 182H40ZM161 180H163V181L167 180L166 182H169V179H167V177H163V179L161 177ZM35 181H36V183H35ZM83 181H85V182H83ZM79 182L81 185L79 184ZM103 184H104V186H103ZM10 185H11V187H10ZM36 185H39V188H40V186H42L43 188H45V187H48V188L47 189L45 188L46 190L44 189L43 191H42V189H43L42 187L40 189L38 188V190H34L37 188ZM71 186H72V188H71ZM106 186H107V188H106ZM248 186L250 187L249 183H248ZM12 187L14 188V190L16 188V190L15 191L12 190L13 189ZM29 188H31V189H29ZM76 189L77 190L81 189L82 191L79 190V192H78ZM111 189H113L114 191ZM118 189H119V191H118ZM75 190L79 194L77 192H75ZM122 190H124V191H122ZM227 190L228 189L223 190V192H222L223 196H224V194H226V195L232 194V191H230V190L227 191ZM237 190L239 191L238 193L234 192V191H233V193H235L237 196H242V194L244 196H246L247 204L251 207L250 208L251 212L259 215L260 212L262 211V207L264 206V200H261L264 198V194L262 193V191L257 189L256 193H254L248 187H246V188L242 187L241 189H237ZM11 191H10V193H11ZM27 191H29V192H27ZM36 191L37 192L42 191V193L44 191L45 192L43 194H41L40 192L36 193ZM80 191L82 194H80ZM105 191H106V193H104ZM127 192H128V194H127ZM12 193H11L12 199L10 198V200L8 201V203L11 202V203H9V204H11V205H9L10 207L14 206V204L16 203L15 201H17L16 200L17 197L15 196V194L13 195ZM118 194H119V197H118ZM45 196H47V194ZM51 197L53 198V195H51ZM71 198L74 200H72ZM1 199H0V204L3 201V204L5 205V206L3 204L0 205V206H2V207H0L1 211H3V209L5 210L7 205H6V202L4 203V200H3L4 198L2 199V201H1ZM86 199H87V201H86ZM260 200L263 201L262 204H260ZM49 201L52 202V203H50V206L52 208V204L55 205L54 204L55 202H53L54 200H51V199ZM87 204L91 205V206L89 207ZM70 205H72V206H70ZM235 205L237 207H239L242 204L237 203ZM3 207H5V208H3ZM55 207L53 206L52 210L58 211L59 209L57 208V206H55ZM41 208L44 210H42ZM54 208H55V210H54ZM71 208H72L73 212H72ZM127 210H125L123 208H119V209H114V212H113V209L112 210L110 209L109 210L110 215L107 212L106 216H109V217L111 216L110 219L112 218L113 220L109 219L110 220V221L108 220L109 223L112 222V224L113 223L115 224L117 222L116 224H119L120 221L122 222V220H124L126 218V215L128 214ZM140 210H141V207L138 206V207H135L133 211H135L134 213L137 216L141 212L140 217L142 218L143 213ZM138 211H140V212H138ZM58 212H60V210ZM128 212H129V210H128ZM70 213H73V214H70ZM87 213L89 215H87ZM111 213H112V215H114V214L115 215L112 216ZM122 213L125 214V218H124V215ZM116 214L117 215L119 214V215L117 216ZM38 215H37V217H38ZM71 215H73V216H71ZM78 215H79V217H78ZM121 215H123V216H121ZM48 216L50 217L49 219H48ZM119 216H121V218ZM109 217H107V218H109ZM140 217H139V219H140ZM49 220H50V222H49ZM89 220H87L88 222L86 221V223H88L90 225L92 224V226H93L94 224H93L92 220H94V219H91V222H89ZM102 221H103V219H102ZM9 222L11 223V224L9 223L10 226L11 225L13 226L14 223L12 224L11 221H9ZM237 222H238V220H237ZM2 226H3V224L0 222V229L3 228ZM47 226H48V228H47ZM136 226L137 225H135V227ZM33 227H36V225H33ZM262 227L264 228V225ZM53 228H54V230H53ZM243 228H245V227H243ZM47 229H48V231H47ZM55 229H56V231H55ZM245 229H247V228H245ZM50 231H52L53 233L51 232L52 233L51 234ZM47 232H49V233H47ZM17 233L19 234V235L17 234L18 237H21V239H24V236L20 235V232H17ZM54 233H55V235H54ZM73 241L76 242V240H73ZM20 243H22V242H20ZM20 243H16L18 246L16 244L15 245L13 244V246L11 245V247L14 250L11 247H9V249L7 251L8 254H6V256L8 258L5 261L6 264H13V262H15L14 264H19V263L22 264V262H23V264H25V261L23 259H21L20 257L19 258L14 257L15 255L17 256V254H19L18 249H19ZM73 246H74V248H73ZM77 246L79 248H81L80 244H78ZM77 246L75 243H73V244L69 245V249H71L72 251L76 250L79 253V251H81V249L79 250V248H77ZM15 248H17V249H15ZM13 258H18V261L16 259V261L14 260L12 262ZM103 261H102L103 264L104 263L105 264L110 263V261L106 258Z\"/></svg>",
	"mask_w": 264,
	"mask_h": 264
}]
</instances>
